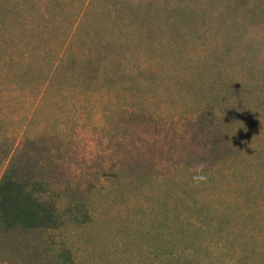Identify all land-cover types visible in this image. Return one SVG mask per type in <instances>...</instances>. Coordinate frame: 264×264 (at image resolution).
<instances>
[{
    "label": "rangeland",
    "instance_id": "obj_1",
    "mask_svg": "<svg viewBox=\"0 0 264 264\" xmlns=\"http://www.w3.org/2000/svg\"><path fill=\"white\" fill-rule=\"evenodd\" d=\"M147 29L0 63V264H264V91L179 80Z\"/></svg>",
    "mask_w": 264,
    "mask_h": 264
},
{
    "label": "trees",
    "instance_id": "obj_2",
    "mask_svg": "<svg viewBox=\"0 0 264 264\" xmlns=\"http://www.w3.org/2000/svg\"><path fill=\"white\" fill-rule=\"evenodd\" d=\"M83 22L114 36L149 28L152 54L214 96L264 91V0H0V63L61 59Z\"/></svg>",
    "mask_w": 264,
    "mask_h": 264
},
{
    "label": "clouds",
    "instance_id": "obj_3",
    "mask_svg": "<svg viewBox=\"0 0 264 264\" xmlns=\"http://www.w3.org/2000/svg\"><path fill=\"white\" fill-rule=\"evenodd\" d=\"M198 179H203V177H197Z\"/></svg>",
    "mask_w": 264,
    "mask_h": 264
}]
</instances>
